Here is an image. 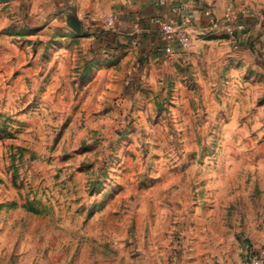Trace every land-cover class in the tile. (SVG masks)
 <instances>
[{"label": "rangeland", "instance_id": "rangeland-1", "mask_svg": "<svg viewBox=\"0 0 264 264\" xmlns=\"http://www.w3.org/2000/svg\"><path fill=\"white\" fill-rule=\"evenodd\" d=\"M131 1L0 0V264L264 254V54L238 28L264 0H202L189 48L142 59L106 49Z\"/></svg>", "mask_w": 264, "mask_h": 264}, {"label": "crops", "instance_id": "crops-1", "mask_svg": "<svg viewBox=\"0 0 264 264\" xmlns=\"http://www.w3.org/2000/svg\"><path fill=\"white\" fill-rule=\"evenodd\" d=\"M212 6L211 13L221 18L225 12L221 3L215 2ZM203 8L202 0L131 1L130 4L117 9L119 14L114 20L115 28L106 33V49L111 53L120 52L122 49L132 50L134 47L131 44L136 42L138 46L135 49L141 59L147 57L150 51L164 55L166 44L160 33L162 22L181 25L192 34L195 28L193 23L208 17L207 13L202 11ZM244 22V32H249L251 41H256L257 47L264 54V20L248 14ZM262 256L264 257V254Z\"/></svg>", "mask_w": 264, "mask_h": 264}, {"label": "built area", "instance_id": "built-area-1", "mask_svg": "<svg viewBox=\"0 0 264 264\" xmlns=\"http://www.w3.org/2000/svg\"><path fill=\"white\" fill-rule=\"evenodd\" d=\"M109 25L113 22L112 18H108ZM243 24H239L238 28L243 29ZM161 32L164 36V42L166 44L165 51L171 53L174 48V43H177L181 48H189L190 46V36L186 33L183 28L177 26L173 23H162ZM173 46V47H172ZM250 264H264L263 256H255L250 260Z\"/></svg>", "mask_w": 264, "mask_h": 264}, {"label": "water", "instance_id": "water-1", "mask_svg": "<svg viewBox=\"0 0 264 264\" xmlns=\"http://www.w3.org/2000/svg\"><path fill=\"white\" fill-rule=\"evenodd\" d=\"M72 27L74 28V30L76 32L80 31V24H79L78 20L75 18L72 19Z\"/></svg>", "mask_w": 264, "mask_h": 264}]
</instances>
